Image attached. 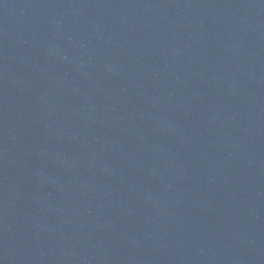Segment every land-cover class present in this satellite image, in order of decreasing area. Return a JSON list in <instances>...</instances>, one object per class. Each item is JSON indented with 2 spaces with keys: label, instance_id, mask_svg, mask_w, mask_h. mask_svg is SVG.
<instances>
[{
  "label": "water",
  "instance_id": "1",
  "mask_svg": "<svg viewBox=\"0 0 264 264\" xmlns=\"http://www.w3.org/2000/svg\"><path fill=\"white\" fill-rule=\"evenodd\" d=\"M0 264H264V0H0Z\"/></svg>",
  "mask_w": 264,
  "mask_h": 264
}]
</instances>
